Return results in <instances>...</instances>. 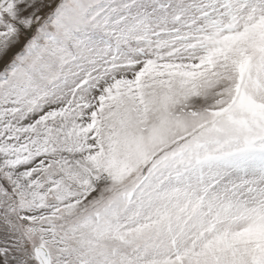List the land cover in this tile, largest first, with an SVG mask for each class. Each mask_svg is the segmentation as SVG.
<instances>
[{"label": "snow or ice", "instance_id": "obj_1", "mask_svg": "<svg viewBox=\"0 0 264 264\" xmlns=\"http://www.w3.org/2000/svg\"><path fill=\"white\" fill-rule=\"evenodd\" d=\"M0 264H264V0H0Z\"/></svg>", "mask_w": 264, "mask_h": 264}]
</instances>
